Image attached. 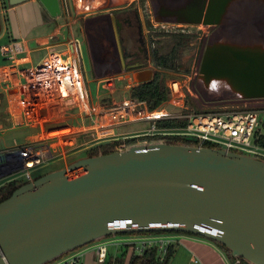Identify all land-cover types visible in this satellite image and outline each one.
Listing matches in <instances>:
<instances>
[{"label":"water","instance_id":"1","mask_svg":"<svg viewBox=\"0 0 264 264\" xmlns=\"http://www.w3.org/2000/svg\"><path fill=\"white\" fill-rule=\"evenodd\" d=\"M28 1L8 0L10 6ZM38 1L52 18L62 15L63 0ZM228 1L201 0L197 7L194 0H158L153 14L161 23L215 25L214 14ZM173 16L184 20L163 19ZM148 73V80L135 74V83L150 81ZM200 73L209 89L223 81L235 96L264 98V42L214 40ZM137 233L198 236L222 244L235 260L264 264V161L162 143L82 158L0 203V264H48L99 240Z\"/></svg>","mask_w":264,"mask_h":264},{"label":"built area","instance_id":"2","mask_svg":"<svg viewBox=\"0 0 264 264\" xmlns=\"http://www.w3.org/2000/svg\"><path fill=\"white\" fill-rule=\"evenodd\" d=\"M63 2L66 3V0ZM83 5L84 9L90 10L86 3H81L80 7ZM144 6L145 14L153 18L151 8L148 4ZM57 38L58 33H52L46 38V43L42 45L55 43ZM70 47L74 50L78 49L80 45L76 43ZM24 51L25 48L19 41L0 46V52L5 58V63L0 66V86L6 94L13 85V69L20 64L19 56ZM57 65L53 60L47 63L45 67L31 72V75L25 79L26 85L21 88L20 97L16 99V101L18 100L16 105L10 104L11 110L15 114L23 115L26 121L24 125L35 127L43 119V114L50 118L56 117V113L68 108L66 102L71 97L77 108L83 109L85 107V110L89 108L91 112H95L94 115L89 112L85 113L86 119L89 121L86 133L90 135L91 142H93V137H96V140L108 139L114 136L115 131L121 127L135 123H147L148 129L129 137L137 139L138 144L133 145L171 144L168 140L173 138L181 140L193 138L196 140L194 146L197 147L223 149L250 155L264 161V148L258 144L262 134L261 113H264V98L248 99L235 96L234 99L231 98L230 100L215 99L211 97L212 90L209 88L204 94L200 88L201 73L198 65L187 77L168 78L166 80L165 86L169 91V98L156 109H151L147 102L130 96L122 99L113 97L118 84L116 77L113 76L103 80L99 89L101 95L97 97V102L93 103L89 100L90 96L78 72L69 65L62 66L59 63ZM45 72L49 75L42 77ZM65 83L69 85L68 89L70 90L67 96L62 93ZM136 85L138 84L136 83ZM134 86L128 84L127 88L130 90ZM229 91L232 92L230 89ZM102 92L103 94L107 93L105 98L108 100L103 98ZM101 100L104 101L103 105L95 108L91 106L92 104L99 105ZM18 105L23 109L21 113L18 112ZM99 109H101L100 112H98ZM171 122H175L177 125L169 126ZM58 124L60 123L58 122ZM91 142V146L98 144V142L93 144ZM37 144L32 145V148L21 146L17 149L21 152L22 161H15L13 168L20 170L24 177L21 179L25 180L26 183L32 181L31 171L45 164L49 160V156L53 155L49 145L43 148V145L39 143L36 146ZM125 144L123 143L120 150L132 146ZM74 145L75 143L69 144L71 147ZM48 152L49 155H47ZM12 154L14 152L10 149L0 155L6 157ZM28 154L31 155L30 160H27ZM17 163L18 166H16ZM2 167L0 163V168ZM182 236L177 233H137L114 236L65 254L48 264H83L85 251L89 248L95 253L98 264H107L111 248L138 257H142L146 251L154 249L157 251L159 264H162L169 249L179 244ZM236 261L237 264H240V260Z\"/></svg>","mask_w":264,"mask_h":264},{"label":"crops","instance_id":"3","mask_svg":"<svg viewBox=\"0 0 264 264\" xmlns=\"http://www.w3.org/2000/svg\"><path fill=\"white\" fill-rule=\"evenodd\" d=\"M84 1L86 5L90 7L89 11L84 9V5L80 7L81 3L85 4ZM117 1L118 0H66V3L63 2L62 15L58 18H52L38 0H29L17 6H10L8 4L9 6L7 9L5 8V12L7 20L9 21V33L12 40L20 41L25 48L24 53L19 56L20 64L13 69V85L8 91V98L11 96H14V98L17 96L19 97L21 88L26 85L25 79L31 75V72L45 67L50 61L55 60L57 63L61 60L59 65H69L78 72L90 96L89 100L93 103L97 102V97L101 95L99 89L103 80L113 76L116 77L117 81H120L121 77L126 75L127 72L122 64V49L114 30L115 15L112 14L121 11V8L124 5L126 6V4H119ZM226 6L228 7L227 20H229L231 9H233L234 14L235 9L239 12L242 11L241 6L244 8L243 11H245L243 15L253 19L257 17L259 12L264 10V0H235L231 3H227ZM233 18H237V14ZM50 25L54 26L52 32L50 31L49 34L41 35V30ZM76 25H80V32L86 39L88 45L94 75L93 80L96 82L98 91L96 99H94L89 87L90 78L85 68L81 42L73 31ZM224 25V28H227L225 29L227 35L224 36L223 40H232L240 46L247 47L251 45H262V43L259 45L252 44L250 42V35L245 36L246 39L242 41L238 40L240 37L238 36L236 38L232 35L231 31L228 30L230 29V22H226ZM52 33H58V38L55 43L42 45L46 43V38ZM63 33L66 35H63ZM76 43L80 45V47L74 49V51L70 46ZM0 55L2 57V64H4L5 58L1 52ZM136 71L140 75L147 72L143 69H137ZM131 72L135 74L134 71ZM44 74V77L46 74L49 75V73L46 72ZM133 74H131V76ZM0 90L1 93H3L1 86ZM66 103L68 104V108L56 113V117L50 118L48 115L43 114V119L39 121V124H36L35 127H30L24 125L26 121L23 115L18 113L15 114L14 111L11 110L8 99V106L5 107L0 116L2 121L0 125V154L15 148V151H17L19 155L15 152L6 157L0 155V163L4 164L5 162L9 165L10 162L7 163L9 160L22 161L21 152L17 149L23 146V142L21 146H17L18 142L16 139L5 140L4 136L8 134V131L19 132L20 135L24 133V144H35L51 134L55 135L54 138L57 136L59 138V134H62V137L65 139L63 140L64 143L67 144V142L72 141L76 144L78 137L87 134V131H76L82 129L84 123L88 121L86 118L82 117L81 109L75 106V101L71 99V97L68 98ZM58 122L60 124H58ZM47 125H49L48 128ZM37 137L40 139H36ZM11 141H13V145H11ZM57 141L61 142L60 139ZM54 142L53 144H49V148L53 149L54 152L57 150L64 151L66 146H68L66 144L61 145L59 142L57 144ZM119 255L120 252L117 250H115V252L110 250L107 264H114L115 259ZM230 258L231 257L215 244L214 241L198 236L183 235L179 240V244L174 247L173 256L168 264H237L235 259ZM129 260L130 256L128 255L126 264H128ZM83 264H98L95 253L90 248L85 251Z\"/></svg>","mask_w":264,"mask_h":264},{"label":"rangeland","instance_id":"4","mask_svg":"<svg viewBox=\"0 0 264 264\" xmlns=\"http://www.w3.org/2000/svg\"><path fill=\"white\" fill-rule=\"evenodd\" d=\"M119 1V2H118ZM117 3L119 4H128L131 2V0H118ZM8 0H0V21H1V26H2V31L0 33V46L4 45L6 43H10V42H14L15 40H12V37L9 33V21L7 20V15H6V9L8 8ZM147 2L144 0H135V2L133 3L131 8H135L137 6H140L141 9L143 10V8L145 7L144 5H146ZM6 8V9H5ZM11 19V18H10ZM11 23V21H10ZM153 24L156 25L155 22H153ZM159 27V28H158ZM164 27V28H162ZM54 26L50 25L48 27H45L44 29L41 30L40 34L41 35H46L49 34L50 31L52 32ZM80 25H76L73 28V31L75 33V35L79 38V41L81 42V46H82V52H83V60L85 63V68L88 71V76L90 78V90L92 92V95L94 97V99H96L97 97V86H96V82L93 80L94 79V75H93V71H92V63H91V58L89 55V50H88V45L86 43V39L84 38V36L81 34L80 32ZM159 29V30H157ZM163 29V30H162ZM205 30L207 31L208 28H204V27H197V25L195 26H168V25H160L157 26V28H152L151 31L153 32V39H152V50H154L157 53V56H166V55H170L171 53H174L176 56V60L174 63V69H170V70H166L163 71V73L165 74V82L168 78H175V79H179V78H183V77H187L189 75H191V72L193 70H195L197 68V63H198V54H199V49H200V41L197 39L198 35H196L200 30ZM161 30V31H160ZM229 30V29H228ZM181 31H185L186 34H183V32ZM194 34L196 36H188L190 34ZM223 34L227 35L226 30L223 31ZM63 35H66L65 33H63ZM187 35V36H186ZM224 35V36H225ZM183 36L187 37L184 38ZM20 42V41H19ZM2 57L0 55V64H2ZM84 66V65H83ZM84 70V69H83ZM143 70L146 71H151L154 75V73L157 71L156 68H154V65L152 64V62L147 64V67L143 68ZM134 73H136L137 75L139 74L137 71H134ZM131 74H133L132 72H126V75L121 77V80L118 81L117 84V91L116 93L113 95V97L117 98V99H122L124 97H128L129 96V89L127 88L128 84H130L131 86L136 85L135 83V79L133 78V81L131 79ZM135 75V74H134ZM136 75V76H137ZM149 75V73H148ZM152 75V78H153ZM140 76V75H139ZM143 77H145V80H148L150 78V75H144ZM87 80V79H86ZM152 80V79H151ZM201 82V81H200ZM199 82V83H200ZM166 85V84H165ZM200 88L202 89L203 93H207L208 88L206 87V85L201 82L200 84ZM21 94V93H20ZM103 98L107 97L105 95H107V93L102 92ZM9 94L6 93H1L0 90V116L3 113V110L5 109L6 106H8V99L9 102L12 106L16 105L15 103L18 101H16V99H19V97L17 96L16 98H14V96L9 97ZM216 97H219V95H217ZM108 100V98H105ZM102 99V100H105ZM100 102V104H92L91 106L93 108L95 107H99L101 105H103L104 101ZM19 109L18 112L21 113L23 111L22 107H20V105H18ZM85 107L80 108L82 109V117L86 118V112L92 113L93 115L95 114L94 111H90L89 108H86V110L84 109ZM95 110V109H94ZM101 109H99L98 112H100ZM46 112V111H45ZM43 112V113H45ZM261 120L264 123V113H261ZM2 124L1 118H0V125ZM84 125H86V127H82V129L80 130H76V131H87L88 127H89V121L85 122ZM79 126V125H77ZM148 124L147 123H135V124H130L124 127H121L119 129H117V131H115V135L109 137L108 139H104L101 138L100 140H96V137H93L91 142V137L88 134H84L81 135L80 133H77L78 135H81L80 137L77 138V142L74 146H69L70 143H74V142H67L68 146H66L64 151H59L57 150L56 152H54L53 149L51 150V153L53 154L52 156H49V160L45 162V164L35 168L34 170L31 171L30 175L32 179H35V177L38 176H42L45 174L50 173L51 171H55V170H62V169H66L68 166H70L72 163L85 158L86 157V153L92 148L95 147L96 145L102 144V143H108L109 141L115 140V141H119L120 144L118 146V150H120V147H122L123 143L125 144L126 141H128V139H131L129 137H133L136 134H140L142 132H144V130L148 129ZM39 128H41L40 126H38ZM49 127V125H47V128ZM75 131V130H74ZM69 133V132H68ZM63 134H67V133H63ZM55 135H49L48 137H44V139H42L41 141L39 140L36 146L39 145H43V148H46L49 144H53V142L57 141L58 139L61 140V142L57 141L56 144L59 142L61 143V145H65L64 141V137H62V134H59V138L58 136L56 138H54ZM5 140L8 139H16L17 140V146H21L22 142H23V146H26L28 148H32L34 146V143H27L24 144V133L20 135L19 132H12V131H8V134L4 136ZM36 139H40V138H36ZM54 142V143H55ZM93 143L98 142V144H94V145H90ZM36 144V143H35ZM138 144V142H137ZM11 145H13V141H11ZM33 145V146H32ZM90 145V146H89ZM127 145V143L125 144ZM1 147V146H0ZM13 152L17 153L19 155V153L17 151H15V148L11 149ZM117 150V151H118ZM47 155H49V152L47 153ZM28 156H30V158H28ZM27 156V160L31 159V155L28 154ZM10 162V163H9ZM15 160H9L7 163H9V165H7L5 162L4 164H2V168H0V187L2 185H4L6 182L13 180V179H21L22 173L20 172V170H16V168H13V164H14ZM16 166H18V163L16 164ZM18 168V167H17ZM24 178V177H23ZM112 252H115V248H111ZM122 252V251H121ZM120 252V253H121ZM235 262L237 263V261L235 260ZM240 264H246L245 262H240Z\"/></svg>","mask_w":264,"mask_h":264},{"label":"flooded vegetation","instance_id":"5","mask_svg":"<svg viewBox=\"0 0 264 264\" xmlns=\"http://www.w3.org/2000/svg\"><path fill=\"white\" fill-rule=\"evenodd\" d=\"M147 2L148 6L151 8L153 12L154 6L158 3V0H144ZM193 5L197 7L200 6L201 0H194ZM235 1V0H233ZM135 0H132L126 6L124 5L121 8V11L118 13H112L115 15V25L114 30L116 32V36L118 37L120 44H121V51H122V64L127 72L136 71L137 69H143L147 67V64L153 62V56L155 51L152 50V39L154 37L153 32L151 31L152 28H157V26L162 25H169V26H195L189 25L184 23H170V22H157L154 14L153 18L148 17L145 12L141 9L140 6L135 8H131ZM229 2V1H228ZM227 2V3H228ZM9 3V2H8ZM225 4V6L227 5ZM243 6H241L242 11L231 9V13H229L230 17L227 20V12L228 7H224L221 9L220 13L216 12L215 18L219 19V23L215 25H204L200 24L197 25L199 28L204 27L208 28L207 31L201 30L196 34L198 35L197 39L200 41V49L198 54V67L200 71V67L202 66L203 58L205 49L209 44H211L214 40L224 39L223 31L227 28H224V24L230 22V31L233 36L236 38L239 36L238 40L246 39L245 36L250 37V42L252 44L259 45L264 42V10L257 14L255 18H248L245 17L243 13ZM219 13V14H218ZM218 14V15H217ZM237 14V18H233ZM263 15V16H262ZM208 17V16H207ZM206 15L204 14L202 21L207 19ZM193 19H197V16H192ZM214 17H211V19ZM161 19V18H157ZM163 19H174V20H184L183 16H173V17H166ZM252 19V20H250ZM255 19V20H254ZM229 21V22H228ZM153 22L156 23L153 24ZM159 28V27H158ZM163 28V27H162ZM159 30V29H157ZM163 30V29H162ZM161 31V30H160ZM183 34H186L185 31H181ZM194 34H190L188 36H196ZM241 35V36H240ZM187 36V35H186ZM232 36V38H233ZM223 37V38H221ZM136 74V73H135ZM134 74L131 76L133 81ZM221 82L222 84H218ZM220 86V87H219ZM211 97L215 99H227L230 100L231 98L234 99L235 95L229 91L226 83L223 81H214L211 84ZM219 95V97H216ZM30 158V156H28Z\"/></svg>","mask_w":264,"mask_h":264},{"label":"trees","instance_id":"6","mask_svg":"<svg viewBox=\"0 0 264 264\" xmlns=\"http://www.w3.org/2000/svg\"><path fill=\"white\" fill-rule=\"evenodd\" d=\"M184 38H187L183 36ZM176 60V56L174 53L166 56H157V53H154L153 62L154 67L157 71L154 73L152 80L135 85L129 90V96L131 98L139 99L141 101L147 102L149 108L156 109L160 107L168 98H169V91L165 86V74L163 71L174 69V63ZM163 70V71H162ZM177 123L171 122L169 126H176ZM171 144H180V145H194L193 142L181 140L177 138H173L168 140ZM127 145H133L137 143V139H129L126 141ZM122 144L119 141H109L108 143H102L92 147L87 153L86 157H97L100 155H107L109 153H113L117 151L119 148L118 146ZM258 144L264 148V123L262 126V134L260 136V140ZM43 176V175H42ZM41 175L35 177V179L42 177ZM26 183L25 180H10L6 182L4 185L0 187V203L8 199L12 193L20 186ZM229 257L230 252L219 243H216ZM174 247L169 249L167 256L162 264H168L170 259L173 256ZM127 256L128 252H121L120 255L115 259L114 264H126L127 263ZM130 260L128 264H159V259L157 257L156 250H148L142 257H138L136 255H129ZM232 258V257H231ZM230 258V259H231ZM233 259V258H232ZM240 262H244L240 260Z\"/></svg>","mask_w":264,"mask_h":264},{"label":"bare ground","instance_id":"7","mask_svg":"<svg viewBox=\"0 0 264 264\" xmlns=\"http://www.w3.org/2000/svg\"><path fill=\"white\" fill-rule=\"evenodd\" d=\"M231 2H233V0H229L228 3H231ZM262 16H263V15H262ZM58 63H61V60L58 61V62L56 63V65H57ZM57 66H58V65H57ZM44 75H45V74H43L42 77H44ZM47 76H48V74H46L45 77H47ZM218 84H222V83H221V82H218ZM68 87H69V85H68L67 83H65V84L63 85L62 93H63L64 96H67V95L69 94V92H70V90L68 89ZM219 87H220V86H219Z\"/></svg>","mask_w":264,"mask_h":264}]
</instances>
